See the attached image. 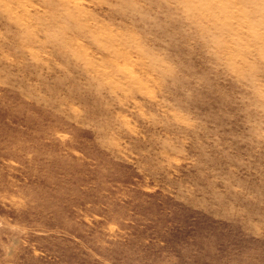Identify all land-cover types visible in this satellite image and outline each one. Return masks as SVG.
<instances>
[{"label": "rangeland", "instance_id": "obj_1", "mask_svg": "<svg viewBox=\"0 0 264 264\" xmlns=\"http://www.w3.org/2000/svg\"><path fill=\"white\" fill-rule=\"evenodd\" d=\"M0 264H264V0H0Z\"/></svg>", "mask_w": 264, "mask_h": 264}]
</instances>
